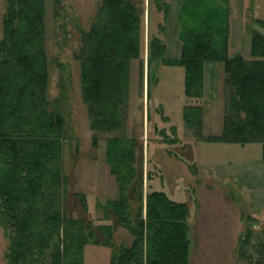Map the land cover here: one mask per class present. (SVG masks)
<instances>
[{"label": "trees", "instance_id": "16d2710c", "mask_svg": "<svg viewBox=\"0 0 264 264\" xmlns=\"http://www.w3.org/2000/svg\"><path fill=\"white\" fill-rule=\"evenodd\" d=\"M50 1L55 18L63 17L68 0ZM47 2L6 0L2 18L0 223L8 238L6 264H85V247L94 242L109 248L110 264H190L187 201L152 188L144 206L132 213L130 193L136 190L133 198L143 200L144 178L136 165L138 135L127 128L131 63L137 60L142 91L145 64L149 83L158 80L159 65H183L187 126L206 141L260 142L264 158V30L252 28L250 57L233 52L232 0H181L182 46L176 57L168 55L165 32L170 0H98L90 25L79 26L80 42L73 54L80 63L82 98L91 127L109 132L106 162L118 185L117 195L102 203L104 217L113 214L133 234L129 244H118L113 222L98 223V236L90 221L66 211L65 142L71 135L65 115L48 98ZM154 10L162 19L153 27L146 18ZM254 21L264 29V16ZM147 28L152 29L148 34ZM212 62L224 71L225 109L222 131L206 135L201 99L205 67ZM162 132L166 141L176 140ZM92 141L98 146L99 135ZM77 194L88 207L86 193ZM246 217L252 224L256 220L252 214ZM251 226L241 237L240 256L247 258L245 264H264V239L255 241Z\"/></svg>", "mask_w": 264, "mask_h": 264}, {"label": "rangeland", "instance_id": "374dc122", "mask_svg": "<svg viewBox=\"0 0 264 264\" xmlns=\"http://www.w3.org/2000/svg\"><path fill=\"white\" fill-rule=\"evenodd\" d=\"M172 7L166 21L168 55H180L178 11L181 0H170ZM98 0H68L65 15L55 18L51 1L47 2L46 45L49 56L48 98L51 107L65 115L70 137L65 142V170L69 176L65 200L67 214L84 217L94 225L111 221L115 224V241L129 244L133 234L115 216L104 217L102 203L118 193L117 182L106 162V136L90 125L87 104L82 98L80 63L74 50L80 42L79 26L88 27L97 9ZM231 43L233 52L246 57L251 53V31L256 16H264V0H232ZM6 0H0V38ZM154 9V8H152ZM161 20L160 13H150V25ZM154 27V26H153ZM153 27H151L153 29ZM147 28L146 33L152 29ZM156 28V26H155ZM148 34V33H147ZM147 40V35H146ZM216 64V65H214ZM206 65L204 134L220 133L225 109L224 71L217 62ZM207 66H209L207 68ZM158 80L147 79V64L143 91L138 77L137 60L131 63V97L128 132L138 135L136 165L144 178L143 200L133 197V215L152 188H163L172 197L188 202L192 239L190 264H245L240 256L241 237L252 225L255 241L264 239V158L262 144L249 142L206 141L190 129L183 117L188 101L185 93V69L180 64H161ZM140 83V89H139ZM148 85L151 93L148 95ZM175 126L173 129L172 126ZM176 137L172 142L164 136ZM99 135L98 146L93 135ZM79 191L85 192L88 207H84ZM256 220L250 222L246 215ZM262 239V240H261ZM8 238L0 223V264H6ZM85 264H110L109 248L101 243L85 247Z\"/></svg>", "mask_w": 264, "mask_h": 264}]
</instances>
